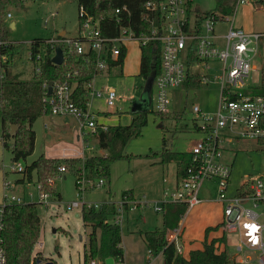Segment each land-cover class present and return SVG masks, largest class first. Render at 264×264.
Listing matches in <instances>:
<instances>
[{
    "label": "rangeland",
    "instance_id": "rangeland-1",
    "mask_svg": "<svg viewBox=\"0 0 264 264\" xmlns=\"http://www.w3.org/2000/svg\"><path fill=\"white\" fill-rule=\"evenodd\" d=\"M216 1L194 0V4L206 10L216 5ZM7 10L12 13V17L5 20L8 39L15 45V55L10 60V68L22 79L31 78L35 70V63L30 56L32 41L42 40L43 50L48 40L59 36L63 31L67 36H76L79 33L77 0H26L23 3L8 4ZM12 22H15V26H12ZM258 23L264 25L261 18ZM225 26L223 23L217 24V29L221 30ZM260 54L256 57L258 71L252 72L247 78L252 89L260 84L264 42ZM128 55L122 72L119 68L114 69L112 73L106 70L96 78V87L113 86L121 97H126V100L124 98L117 100L115 107L107 106L103 99L94 101V105L101 112L111 115L109 122H116L109 126L118 122L125 125L132 121V117L136 115L130 110L132 99L142 93L146 84V79L139 74L141 49L137 43L129 44ZM220 68L219 62L200 61L198 66H192L191 70L203 76L206 72L218 74ZM219 86L213 82H202L200 85H183L172 90L169 111L163 114H158L153 109L148 111L147 125L142 127L140 135L131 138L124 146L122 150L124 156L112 162L110 181L105 180L106 183L102 187L90 186L81 190L82 187L76 184L77 174L71 169L62 172L60 177L57 175L55 187L60 194H51L48 205L39 203L42 230L34 254L41 253L57 264H84L91 227L83 221L82 208L68 209V204L79 199V195H83L87 203L116 202L120 200L123 192L131 191L138 200L146 204L126 212L121 224L126 263L164 264L163 254L150 253L141 235L142 231L162 227L163 214L154 210L153 201L161 196L163 178L173 179L178 168L176 162H160L159 154L164 147V138L169 148L190 151L201 137L195 126V113L192 107L198 104L203 112L214 113L220 98ZM33 129L36 131L34 152L27 159L18 161L24 167L42 154L50 157L84 159L89 155H106L121 149L118 141L110 140L109 147L103 148L96 133L82 134L77 118L71 114H52L47 111L36 119ZM8 142V146L5 147L0 119V203L4 201L6 181L16 185L13 190L15 194L24 196L26 201L39 202L41 191L36 181L18 182L23 178L24 172L13 170V165L16 166L18 162L13 160L14 140L10 139ZM223 146L222 160L232 167L229 190L231 194L236 193L234 189L249 178L264 179V144L252 139L234 138L232 141H224ZM83 171L92 181L98 180V177L92 176L86 168L83 170L82 166L81 175ZM203 189L215 197L216 187L205 184ZM210 209L207 207L206 211ZM203 216L204 211L190 209L183 218L181 243L186 244L185 253H188L190 247L195 248L197 245L203 247L205 233L203 235L200 231ZM219 229L221 232L224 231L221 227ZM228 236L231 239L228 250L233 256L236 251L237 234L228 233ZM96 264L100 263L96 261Z\"/></svg>",
    "mask_w": 264,
    "mask_h": 264
},
{
    "label": "built area",
    "instance_id": "built-area-1",
    "mask_svg": "<svg viewBox=\"0 0 264 264\" xmlns=\"http://www.w3.org/2000/svg\"><path fill=\"white\" fill-rule=\"evenodd\" d=\"M247 1L238 0L237 5ZM143 4L142 16L143 20L151 24L149 30L134 29L130 8L124 4L115 9L114 21L118 31L110 36L103 33V17L95 16L84 5H79V33L76 36L60 34L48 41L55 47L60 45L64 54L77 53L94 59L98 73L85 85L86 100L83 105L76 101L74 95L78 71L54 80L51 94L44 97L47 111L75 116L82 134L106 131L109 124L104 121L105 112H101L94 101L103 99L107 106L115 107L117 100H126L113 86L96 87V78L107 70L108 57L119 61L122 49L128 52L130 43H137L142 51V47L150 41H161V69L153 80L150 109L167 113L171 105L170 92L183 86L190 76L199 79L201 84H219L220 98L212 114L203 112L198 104L193 105L195 126L201 137L190 150L192 159L184 178L168 184L162 197L153 201V208L156 212H163L167 203H185L189 211L203 201L200 192L204 183H216L217 199L223 204V229L227 235L237 234L235 258L242 264H264V179H251L249 192L240 193L238 189L231 194L232 167L222 160L223 142L226 140L247 138L264 142V95L252 93V85L247 81L251 73L259 69L256 57L261 55L264 33L247 31L235 25L230 15L219 18L210 14L201 20L189 9L193 5L191 0H144ZM9 17H12V13L7 10L4 19ZM221 23L226 26L218 30L217 24ZM30 56L35 63V71L40 73L42 54ZM200 61L221 63L220 73L206 72L201 76L192 71L191 67L198 66ZM44 86L49 87L47 81ZM13 170L24 172L25 167L18 162L16 166L13 165ZM60 170L66 171L65 166H60ZM164 181L167 182V179ZM105 183L102 177L92 181L84 171L78 180L81 190L90 186L102 187ZM4 186V201L0 203V264H8L3 238L5 206L26 201L24 196L15 194L13 190L16 185L13 182L6 181ZM38 188L41 191L39 202L48 205L51 193L42 190L39 183ZM79 196V199L68 204V209H83L84 206L92 205L99 207L102 203L112 202L87 203L83 195ZM114 203L117 213L113 220L120 226L126 212L146 204L131 192L122 194L120 200ZM181 237V225L170 230L167 235L169 242L175 244L177 252L183 254ZM91 264H96V260H92ZM117 264L124 263L119 260Z\"/></svg>",
    "mask_w": 264,
    "mask_h": 264
},
{
    "label": "trees",
    "instance_id": "trees-1",
    "mask_svg": "<svg viewBox=\"0 0 264 264\" xmlns=\"http://www.w3.org/2000/svg\"><path fill=\"white\" fill-rule=\"evenodd\" d=\"M26 0H0V119L2 123V141L5 147L10 139L14 140L12 152L13 160L27 159L35 149L36 131L33 129L34 122L44 113L47 107L44 97L49 94V88L44 82L62 79L70 72L78 71V77L74 86L75 99L79 104H84L85 85L98 73L96 61L87 55L77 53H65L61 64L52 61L55 55V46L49 41L41 49L42 40L35 39L31 43V54L34 57L37 53L42 54V69L40 73L35 70L29 79H22L18 73L10 68V60L15 55V45L8 39V28L4 15L8 4L23 3ZM79 5H84L90 13L95 16H102V30L105 35H115L118 26L115 24V9L118 6L127 4L131 11L132 25L136 31L149 30L151 24L143 20L142 11L144 0H77ZM238 0H217L216 6L211 10H201L199 7L190 5V10L204 20L208 15L215 14L219 18L232 15L235 11ZM142 23V27L140 26ZM161 41H150L142 47L139 74L146 80L155 77L161 69ZM127 50L122 49L119 61L108 57L107 72L112 73L119 68L123 71ZM6 57L3 60V57ZM200 85L201 81L190 76L184 85ZM254 94L264 95V60L261 67L260 84L253 87ZM158 113V112H156ZM163 114V113H158ZM148 112L136 114L129 124H115L109 126L106 131L96 133L99 144L108 148L110 140L118 141L121 149L106 155H89L84 159L81 157H50L44 154L25 166L24 176L18 182H33L41 184V189L53 195H59L55 187V178L62 172L60 166H65L77 174L76 184L78 185L81 176V168L85 167L94 177H102L110 181V167L113 161L124 156L122 150L128 141L141 134L142 127L148 123ZM18 126L12 132V125ZM160 152L162 163L176 162V179L180 181L186 175L188 166L192 159L191 151H176L166 146ZM260 143L264 144L263 141ZM65 163V164H64ZM251 179L245 180L239 187V192H249L248 184ZM130 192L125 191L123 194ZM39 203L25 201L23 203L7 204L5 206V228L3 232L4 247L8 258V264H39L52 260L41 253L34 254L35 246L39 241L42 221L39 210ZM117 213V205L114 202L102 203L99 207L94 205L82 209V218L86 225L91 227L84 264H91L92 260L100 264H107L112 258L114 264L119 260L124 263V247L122 245V229L114 222ZM187 213L185 203H167L164 205L163 225L154 230H146L144 235L147 247L155 253L164 255V264H232V256L228 250L221 247L226 242L225 231L220 237L209 240V232L223 228V222L216 226L207 227L202 248L191 249L188 255L177 252L174 243L169 242L167 235L172 229L180 226L181 220ZM54 264H57L52 260ZM234 264H242L234 260ZM125 264V263H124Z\"/></svg>",
    "mask_w": 264,
    "mask_h": 264
},
{
    "label": "crops",
    "instance_id": "crops-1",
    "mask_svg": "<svg viewBox=\"0 0 264 264\" xmlns=\"http://www.w3.org/2000/svg\"><path fill=\"white\" fill-rule=\"evenodd\" d=\"M191 1H192L194 6L199 7L197 4H194V0H191ZM254 2L248 0L245 3H239L236 6V8H235L234 13L232 15H230V17L232 18V20L235 23V25H237L239 27H242V28H244L247 31H256V32H263L264 33V25H261V24L258 23L259 18H261L264 21V0H255ZM258 2H260V3H258ZM214 6H216V5H214ZM214 6L212 8H210V9H206V10L214 9ZM199 8L201 9V7H199ZM201 10H203V9H201ZM12 26H15V22H12ZM128 53H129V48H128V52H127V55H126V58H125V61H124V65H125L126 61L128 60V56H129ZM140 59H141V57H140ZM124 65H123V68H124ZM108 112L110 113V111H108ZM111 113H113V112H111ZM132 119H133V117H132ZM109 120H111V115L110 114H108V115L105 114L104 121L107 124L110 125L111 123H116V122H109ZM118 123H121V122H118ZM165 178L167 179V182L164 181ZM175 179H176V172H175V176H174L173 179H169L167 177L163 178V187L161 189V196L159 197V199L162 197L164 188L168 184H173ZM205 184H206V186L207 185H209V186L212 185L213 188L216 187V190H215V197H212V194H210V192L206 193V189H203V187H202L200 195H201L203 201L199 205H197V206H195L193 208V209H199V210L204 211V216L201 218L202 227L200 228V231H201V233L203 235H204L205 230H206L207 227L216 226L217 224H219L223 220V204L217 199V185H216V183H214L212 181L205 182L204 185ZM230 186H231V183H230ZM239 187L234 189V190L237 191L239 189ZM208 189H210V187ZM132 194H133V192H132ZM207 207L211 208L210 211H206ZM263 208H264V203H263ZM161 213L163 214V212H161ZM128 218H129V216H128ZM162 225H163V216H162ZM180 225L182 226V233H183V228H184L183 219L181 220ZM184 233H185V231H184ZM223 233H224V231L221 232L220 229L212 230V231L209 232V236H208L209 240H211L214 237H220ZM141 235L144 237V235L142 233H141ZM225 236H226V242L224 244H221V247H224L225 249L228 250V243H229V240H231V239L229 238V236L226 233H225ZM181 238H183V236ZM204 239H205V237H204ZM204 239H203V241H204ZM124 241H125L124 240V235H123V232H122V245H123V247L125 249ZM145 243H146V241H145ZM182 245H183V251H184L185 247H186L185 242H183ZM200 246L201 245H197L195 248H200ZM192 248L193 247H190V250ZM189 251H188V253H189ZM149 252L152 253V251H150V250H149ZM228 252H229V250H228ZM188 253H185V251H184L183 254L184 255H188ZM157 254L161 255L162 253H157ZM229 254H230V252H229ZM235 255L236 254L234 252V255L233 256L231 255V256H232V258L234 260L238 261L237 258H235ZM124 263L127 264L126 263V252L124 254Z\"/></svg>",
    "mask_w": 264,
    "mask_h": 264
},
{
    "label": "water",
    "instance_id": "water-1",
    "mask_svg": "<svg viewBox=\"0 0 264 264\" xmlns=\"http://www.w3.org/2000/svg\"><path fill=\"white\" fill-rule=\"evenodd\" d=\"M65 32L63 31L61 35H63ZM55 55L52 58V61L56 64H61L64 60V53L63 49L61 48L60 45H57L55 47ZM153 80L154 77H150L146 80V84L144 86V89L142 93L139 96H135L132 99L131 103V112L134 114H138L141 112H148L150 110V104H151V91H152V85H153ZM53 81L49 82V94L52 92V86H53ZM18 126L16 124L12 125V132H15L17 130ZM39 264H54L52 260H48L45 262H42L40 259L37 261ZM235 261L232 259V264H234ZM107 264H114V260L112 258H109L107 260Z\"/></svg>",
    "mask_w": 264,
    "mask_h": 264
}]
</instances>
